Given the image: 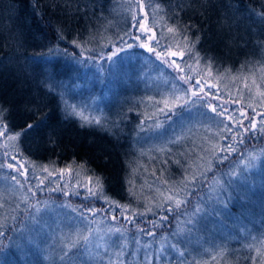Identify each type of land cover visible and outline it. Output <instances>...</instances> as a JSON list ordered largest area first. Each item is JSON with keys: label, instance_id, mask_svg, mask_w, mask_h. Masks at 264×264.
I'll return each mask as SVG.
<instances>
[{"label": "rangeland", "instance_id": "1", "mask_svg": "<svg viewBox=\"0 0 264 264\" xmlns=\"http://www.w3.org/2000/svg\"><path fill=\"white\" fill-rule=\"evenodd\" d=\"M118 5L127 14L128 29L123 45L106 47L98 56L81 54L76 64L89 77L96 76L94 71L99 79L107 75V95L103 98L110 110L133 101L151 112L140 119L131 146L128 195L135 202L122 204L106 198L96 182L80 170L29 165L17 150L18 139L0 138V165H3L0 167V204L3 205L0 231L5 233L4 238L0 237V264L5 261L7 264H63L60 256L64 245L75 241L80 234L89 233L86 250L81 241L82 255L73 257V264H117L120 246H123L120 259L124 264H229L232 255H238L246 247L252 250L253 259H264V237L248 229L264 222V184L252 186L251 192L242 198L247 208L242 216H229L231 228H239L237 231L228 234L222 224L230 203L227 199H231H225L222 194L225 181L248 182L245 173L264 170L263 145L244 152L236 163L228 164L225 171L217 173L221 162L216 154L224 144L222 134L228 116L237 115L232 105L234 98H238L234 96L235 88L222 78L213 77L208 69L203 71L205 66L197 57L173 58L168 55L173 50L165 51L167 44L160 40L158 44L156 40L148 41L147 36L155 34L142 0H120ZM138 22L151 31L144 33ZM135 36L141 39L137 41ZM168 41V47L175 44L172 38ZM140 43H149L163 55L158 58L154 52L139 47ZM127 44L132 47L128 48ZM114 52L116 56H112ZM173 59L180 65L179 69L172 63ZM181 77L190 78L189 82L185 83ZM197 80L203 91L196 88L198 96L194 97L187 89ZM124 89L126 95L122 93ZM67 93L73 95L72 91ZM253 98L263 110L251 118L241 109L240 125L250 127V122H255L261 129L264 128V96L256 93ZM193 100L196 102L192 103ZM208 105L215 106L217 111L212 112ZM103 106L97 96L72 103V111L86 123L102 124ZM222 110L227 116L217 114ZM231 128L230 134L236 135L235 127ZM232 136L225 141L227 144L236 142L239 135L235 140ZM11 156L16 160H11ZM8 163L15 167L8 168ZM89 189L96 194H91ZM177 193L176 198L186 201L178 208L167 201L168 196ZM169 208L173 210L168 211ZM116 228L121 229L120 233L114 231ZM202 228L211 229L217 246L193 250L186 257L185 245L194 242L189 240H195ZM148 231L155 235H147ZM232 237L242 240L243 245L236 249L228 247ZM173 244L175 248L171 247Z\"/></svg>", "mask_w": 264, "mask_h": 264}, {"label": "trees", "instance_id": "2", "mask_svg": "<svg viewBox=\"0 0 264 264\" xmlns=\"http://www.w3.org/2000/svg\"><path fill=\"white\" fill-rule=\"evenodd\" d=\"M119 1L0 0V107L6 110L4 122L10 134L23 132L26 123L52 117L50 126L18 138L17 150L29 165L80 170L96 184L100 181L106 198L128 204L135 202L128 195L131 146L140 119L151 112L133 101L110 110L104 102L107 75L99 79L94 71L96 76L89 77L76 64L81 54L98 56L106 47L123 45L127 14ZM142 1L155 37L167 45L168 38L175 41L165 51H184L183 60L197 57L205 66L203 71L208 69L213 77L222 78L236 90L234 96L238 98L232 105L237 115L228 116L226 125L235 127L239 136L227 144L231 132L225 129L222 134L221 147L231 144L236 151L229 155L219 149L216 157H229L218 162L217 173H221L244 152L264 145V128L248 127L244 132L238 116L241 109L251 118L263 110L253 97L264 93V0ZM169 28L174 31L169 32ZM122 93L126 95V89ZM97 96L104 103L102 124L86 123L73 113L72 103ZM184 154L191 159L188 152ZM244 178L248 182L227 179L222 186L225 199L231 197L222 221L228 234L239 229L231 228L229 216L243 215L247 208L242 198L252 186L264 184V170L245 173ZM248 229L264 237V222ZM196 239L185 245L186 257L193 250L217 246L210 228H202ZM227 244L233 249L243 245L235 237ZM229 264H264V259H253L252 250L246 247L232 255Z\"/></svg>", "mask_w": 264, "mask_h": 264}, {"label": "snow or ice", "instance_id": "3", "mask_svg": "<svg viewBox=\"0 0 264 264\" xmlns=\"http://www.w3.org/2000/svg\"><path fill=\"white\" fill-rule=\"evenodd\" d=\"M142 8H143V5H141V9ZM133 19L135 20L136 17L134 16ZM139 29L143 30L144 33H147L149 31H151V29L147 28L144 23H139ZM168 31L172 32V31H174V29L169 28ZM134 39L139 41L141 39V37L140 36H135ZM184 39L187 40V37H184ZM147 40L148 41L156 40L157 44L159 43L158 38H156L154 35L147 36ZM125 43H127V42H125ZM127 47L131 48L132 45L131 44H127ZM139 47L147 48V50L149 52H154V54L158 58H160L163 55L162 52H156L150 46L149 43H140ZM165 47L167 48L168 46L166 45ZM122 50L123 49H121V51ZM116 55H117V53H115V52L112 54V56H116ZM168 55L170 57H173V58L178 57V58H180L182 60L184 55H185V53H184V51H169ZM112 56H109L108 59L111 60ZM172 63L176 64V60L173 59ZM176 67L179 69L180 65L176 64ZM181 71H182V69H181ZM181 79H183L185 81V83H188L190 78L181 77ZM196 88H200V90L203 91V87L201 86V82L199 80H197L195 82V85H193L189 89H187V92H191L192 96L196 97V96H198L197 91L195 90ZM187 92H186V94H187ZM261 96H264V93H261ZM176 99L179 100L180 97H176ZM187 102L188 101H185L186 104H187ZM195 102H196L195 100L192 101V103H195ZM165 106L167 107V102H165ZM208 107L214 113L217 111L215 106L208 105ZM5 111L6 110L3 107H0V138H3V140H5V141H13V140L18 139L20 135H28L30 132H33V131L48 127V126H50L48 124V121L52 119L51 116H48L45 119H42V120L38 121L35 124L26 123L25 126H24L23 132H17V133H11L10 134L9 129H8V124L4 122L6 120V117L4 115ZM161 111H163V109H161ZM217 114L218 115H223L224 113L220 112V113H217ZM241 115H244V113H241ZM96 123H99V121L97 120ZM225 127H226V129L229 132H232V128L230 126L226 125ZM240 127L244 128V132H248L249 131V128L248 127H244L242 124L240 125ZM250 128L252 130L257 129V124L255 122H250ZM237 135H239V134L237 133L236 135H233L232 139L235 140L237 138ZM223 138L227 139V137H223ZM240 142L243 143V139L242 138L240 139ZM235 151H236L235 147L233 145H231V144L227 145L226 147H221L220 148V152H227L229 155L232 152H235ZM5 155L7 156L8 153L5 152ZM10 159L15 161L16 157L15 156H11ZM217 159H219V161L222 163L224 160L228 159V155L220 156L218 154L217 155ZM2 166L3 165H0V167H2ZM7 167L12 169V168L15 167V165L13 163H8ZM45 171H47V169H45ZM20 174L21 175H26L25 172H21ZM12 178H13V180L16 179L15 176L12 177ZM193 180H195V177H193ZM17 183H19V181H17ZM41 183H43V181H41ZM97 185H98L100 191L102 192L103 191V186H102V184L100 183L99 180H97ZM89 192L91 194H93V195L96 194V193L92 192L91 189H89ZM177 195H178V193L168 196L167 197V201L170 202V203H174L175 206L178 208L183 203H185L186 201L176 198ZM2 207H3V205L0 204V208H2ZM172 210H173L172 208L168 209V211H172ZM148 211H151V209L149 208ZM199 211H200V209H199V207H197L196 208V212H199ZM112 219L115 220L116 217L113 216ZM125 219H128L129 222H132L131 218H129V217H125ZM162 219H167V217H162ZM153 223H155V222H153ZM109 231H113V230L110 229ZM114 231L116 233H120L121 229L120 228H116V229H114ZM140 231L144 232L145 230L144 229H140ZM146 234L149 235V236H154L155 235V233L152 232V231H148ZM4 236H5V233L3 231H0V237H4ZM89 239H90V233L89 234H80L75 241H69L67 244H65L64 247L61 250L62 251V255L60 256V260L63 262V264H73V257H77V256L82 255V252L80 250L81 241L83 242V245H84L85 250H86V245L89 242ZM136 243L139 244V241H136ZM171 247L175 248L176 245L173 244V245H171ZM120 248H121V251L117 252V264H124V261L120 259V256L122 255L123 246H120ZM180 255H183V253H180ZM4 264H7V261H5ZM110 264H111V262H110Z\"/></svg>", "mask_w": 264, "mask_h": 264}]
</instances>
